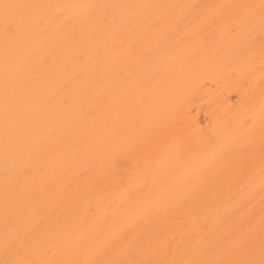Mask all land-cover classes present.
<instances>
[{"label": "bare ground", "instance_id": "1", "mask_svg": "<svg viewBox=\"0 0 264 264\" xmlns=\"http://www.w3.org/2000/svg\"><path fill=\"white\" fill-rule=\"evenodd\" d=\"M262 253L264 0H0V264Z\"/></svg>", "mask_w": 264, "mask_h": 264}, {"label": "snow or ice", "instance_id": "2", "mask_svg": "<svg viewBox=\"0 0 264 264\" xmlns=\"http://www.w3.org/2000/svg\"><path fill=\"white\" fill-rule=\"evenodd\" d=\"M4 10H5V15L7 16L10 14V12L15 9L20 7L19 5H4ZM236 264H264V253L261 255V259L259 261L256 260H248V261H242V262H236Z\"/></svg>", "mask_w": 264, "mask_h": 264}, {"label": "rangeland", "instance_id": "3", "mask_svg": "<svg viewBox=\"0 0 264 264\" xmlns=\"http://www.w3.org/2000/svg\"><path fill=\"white\" fill-rule=\"evenodd\" d=\"M236 98H237L236 95L232 94V99L235 100ZM202 114H203V116L202 115L201 116L204 117V113L203 112H202ZM203 120H204V118H203Z\"/></svg>", "mask_w": 264, "mask_h": 264}]
</instances>
